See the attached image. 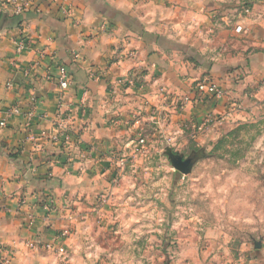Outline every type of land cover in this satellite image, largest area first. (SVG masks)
Returning a JSON list of instances; mask_svg holds the SVG:
<instances>
[{"label": "rangeland", "instance_id": "rangeland-1", "mask_svg": "<svg viewBox=\"0 0 264 264\" xmlns=\"http://www.w3.org/2000/svg\"><path fill=\"white\" fill-rule=\"evenodd\" d=\"M0 3L26 6L19 15L0 8L5 21L38 12V0ZM48 4L63 20L78 24L68 0ZM156 5L172 10L178 21L175 34L181 41L173 42L166 56L179 82L152 105L140 84L144 75L131 71L121 78L119 83L132 90L128 95L143 99L142 107L113 119L120 133L112 147L97 153L85 149L78 207L84 228L78 236L98 243L92 250L94 264H129L124 259L131 261L140 251L138 264H151V256H156L154 264H170L177 253L198 257L209 247L205 240L220 239L232 252L242 244L264 246V64L257 59L253 67L249 58L263 48L264 0ZM169 13L164 10V16ZM133 15H127L132 28L137 25ZM43 53L36 52L33 64L47 59ZM105 76L94 75L100 81ZM204 80L223 97L205 96L196 103L195 86ZM61 127L69 130L66 121ZM178 161L187 164V172L175 166ZM55 208L53 214L69 210ZM63 229L69 236L70 230Z\"/></svg>", "mask_w": 264, "mask_h": 264}, {"label": "crops", "instance_id": "crops-1", "mask_svg": "<svg viewBox=\"0 0 264 264\" xmlns=\"http://www.w3.org/2000/svg\"><path fill=\"white\" fill-rule=\"evenodd\" d=\"M68 1L78 19L75 26L50 8L48 0H38V12L30 11L26 17L0 19V102L2 107L18 106L23 113L34 110L28 126L18 114L0 128L2 264H94L92 250L98 243L78 236L84 228L78 207L84 195L79 170L86 161L85 149L97 153L110 148L120 133L113 119L121 111L126 116L128 109L142 107L143 99L128 95L132 90L119 83L121 78L131 71L144 75L145 84L142 80L140 84L152 105L160 104V93L179 82L166 56L173 42L181 41L175 34L178 21L172 10L156 5L167 0ZM164 10L172 16H164ZM128 14H134L135 29ZM100 25L103 31L96 35ZM20 36L30 39L29 47L15 55L12 39ZM261 44L263 48L249 57L253 67L257 59L264 64V38ZM36 52L49 56L29 70ZM58 65H65L72 76L63 93L52 78L45 80L56 76ZM99 72L105 73V81L95 79ZM7 82L13 84L11 90L5 89ZM65 121L69 130L64 133ZM49 201L69 210L48 213L44 205ZM65 227L70 234L58 242L66 255L44 251L43 245ZM204 242L209 247L198 257L177 253L170 264H264V246L242 244L232 252L220 239ZM138 254L125 263H142L141 251ZM150 259L154 264L156 256Z\"/></svg>", "mask_w": 264, "mask_h": 264}, {"label": "built area", "instance_id": "built-area-1", "mask_svg": "<svg viewBox=\"0 0 264 264\" xmlns=\"http://www.w3.org/2000/svg\"><path fill=\"white\" fill-rule=\"evenodd\" d=\"M0 8L2 10H6L8 8L11 11L12 15H19L25 12L26 6L21 4H14L13 6H8L6 3H0ZM2 12V11H1ZM29 47L28 43V37L27 36H20L16 37L14 40V51L16 55H20L24 53V51ZM37 64H33L31 67H29V70L34 69L37 67ZM27 70V71H29ZM49 78H52L54 81H56V84L58 85L59 89L63 93L64 91L68 90L71 82L72 77L71 74L68 72L67 68L64 65H58L56 66V76L54 77H45V80H49ZM13 84L10 82H7L5 84L6 90H11ZM223 91L220 90L215 84L208 82L207 80H204L202 82H199L195 86V93L193 94V97L195 98V102L198 103L200 101V98H203L205 96L211 97L212 99L219 100L223 97ZM186 100H188L186 98ZM0 111L2 113V117L0 119V128L6 127V123L8 122L9 118H11L14 115L22 114L26 118L27 126L29 125V122L34 117V110L33 108L27 109L24 113L22 112V109L18 106H9V107H2V104L0 102ZM44 209L48 213H53V211L56 209L55 204L53 201H49L44 205ZM68 235L67 230H61L59 234L56 235V239L50 243H45L43 245V250L49 253H56L58 255H64L66 254L65 248L59 244L58 241L65 238ZM3 250L0 249V253H2ZM3 258L0 257V264H2Z\"/></svg>", "mask_w": 264, "mask_h": 264}, {"label": "water", "instance_id": "water-1", "mask_svg": "<svg viewBox=\"0 0 264 264\" xmlns=\"http://www.w3.org/2000/svg\"><path fill=\"white\" fill-rule=\"evenodd\" d=\"M1 21H5L6 16L5 14H2L1 16ZM175 166L179 169L182 170L183 172H187L188 168H187V164L186 163H181L180 161L176 162Z\"/></svg>", "mask_w": 264, "mask_h": 264}, {"label": "trees", "instance_id": "trees-1", "mask_svg": "<svg viewBox=\"0 0 264 264\" xmlns=\"http://www.w3.org/2000/svg\"><path fill=\"white\" fill-rule=\"evenodd\" d=\"M212 99V98H211Z\"/></svg>", "mask_w": 264, "mask_h": 264}]
</instances>
